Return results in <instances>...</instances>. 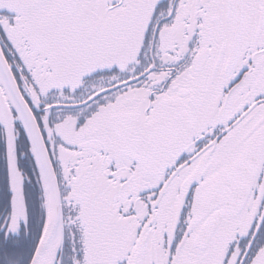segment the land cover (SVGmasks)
I'll list each match as a JSON object with an SVG mask.
<instances>
[{
	"label": "snow or ice",
	"instance_id": "snow-or-ice-1",
	"mask_svg": "<svg viewBox=\"0 0 264 264\" xmlns=\"http://www.w3.org/2000/svg\"><path fill=\"white\" fill-rule=\"evenodd\" d=\"M0 264H264V0H0Z\"/></svg>",
	"mask_w": 264,
	"mask_h": 264
}]
</instances>
